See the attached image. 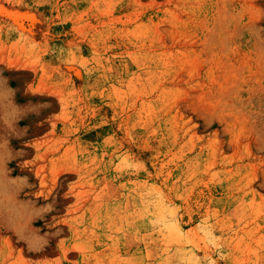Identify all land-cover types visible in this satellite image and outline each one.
Returning <instances> with one entry per match:
<instances>
[{
	"label": "rangeland",
	"instance_id": "374dc122",
	"mask_svg": "<svg viewBox=\"0 0 264 264\" xmlns=\"http://www.w3.org/2000/svg\"><path fill=\"white\" fill-rule=\"evenodd\" d=\"M0 264H264V0H0Z\"/></svg>",
	"mask_w": 264,
	"mask_h": 264
}]
</instances>
